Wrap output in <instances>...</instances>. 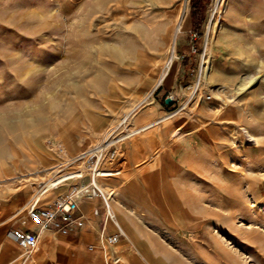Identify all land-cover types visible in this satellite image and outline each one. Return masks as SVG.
I'll return each instance as SVG.
<instances>
[{
	"label": "rangeland",
	"instance_id": "obj_1",
	"mask_svg": "<svg viewBox=\"0 0 264 264\" xmlns=\"http://www.w3.org/2000/svg\"><path fill=\"white\" fill-rule=\"evenodd\" d=\"M204 1L196 30L191 0H0V201L26 195V226L31 207L87 182L70 180L85 172L80 158L139 107L124 168L130 143L133 154L152 150L137 170H157L172 220L152 219L151 229H165L166 244L193 264H264V0H225L219 11L222 0ZM172 46L185 59H173L157 89ZM193 108L198 124L185 115ZM245 127L257 137L247 142Z\"/></svg>",
	"mask_w": 264,
	"mask_h": 264
},
{
	"label": "crops",
	"instance_id": "obj_2",
	"mask_svg": "<svg viewBox=\"0 0 264 264\" xmlns=\"http://www.w3.org/2000/svg\"><path fill=\"white\" fill-rule=\"evenodd\" d=\"M189 24L187 23L186 28ZM175 67L172 84L178 68L177 63ZM159 111L155 107L153 112L141 116L136 123L145 124L148 118L154 117ZM58 148V157L64 158L63 163H67L68 156L64 147L59 145ZM132 149L133 145L130 143V167L124 168L126 162L122 169L125 171L122 175L129 178L126 180L115 176L100 182L114 193L111 206L117 223L126 235L125 239L112 247H105L101 243L99 233L103 226L104 213L99 200L80 203L79 210L85 217V225L68 235L39 231L34 225L26 226L23 221L28 219L26 211L29 198L23 195L11 201H0V264H193L184 260L179 251L166 244L164 233H161L165 229L159 232L151 229L152 219L157 220L162 228L172 220L163 212L157 170H147L144 174L137 170L139 163L151 156L152 150L147 156L139 152L133 154ZM45 159L41 157V160ZM95 210H98L96 216L93 215ZM106 228L108 234L114 232L111 224L108 223ZM9 231L37 233V251L27 257L7 236Z\"/></svg>",
	"mask_w": 264,
	"mask_h": 264
},
{
	"label": "built area",
	"instance_id": "obj_3",
	"mask_svg": "<svg viewBox=\"0 0 264 264\" xmlns=\"http://www.w3.org/2000/svg\"><path fill=\"white\" fill-rule=\"evenodd\" d=\"M197 37L196 33L191 34V39ZM195 52V48H192L191 54L194 55ZM174 54L173 57H176V61L185 59L182 55L174 56ZM173 57L165 63L158 81L157 89L162 86V82L168 76L173 64ZM205 67L206 50L201 56L198 67L197 74L199 81L202 80L201 78L204 74ZM168 98L174 101L173 97L169 96ZM138 109L139 107H134L128 113L124 114L108 137L84 158L85 175L71 180L76 181L86 178V183L76 182L62 198L49 207L35 208L34 205L30 208L29 215L31 222L39 231H53L61 235H68L74 230L82 229L85 225V217L79 210L80 203L82 201L99 200L104 213V222L99 233L101 243L105 247H112L126 238L123 229L115 220V214L111 206L110 191L100 183L99 179L101 178V173L106 171L120 172L126 164V146L131 135L130 121L132 117L135 116ZM93 215H98V210L93 211ZM108 223L113 227L114 232L112 234H108L107 232L106 226ZM7 236L14 241L28 257L34 254L38 249L39 237L35 232L20 233L9 231Z\"/></svg>",
	"mask_w": 264,
	"mask_h": 264
},
{
	"label": "bare ground",
	"instance_id": "obj_4",
	"mask_svg": "<svg viewBox=\"0 0 264 264\" xmlns=\"http://www.w3.org/2000/svg\"><path fill=\"white\" fill-rule=\"evenodd\" d=\"M217 2H218V0H217ZM225 3H226V1L225 0H222V3L218 6V11H219V9L223 6V5H225ZM184 10L185 9H183V11H182V15H180L179 17H178V19H177V23H176V25H177V28H176V32H175V35H174V39L177 37V35H178V33H180V31H181V27H182V21H183V17H184ZM214 29V28H213ZM174 49H173V46H172V54H171V56L173 57V54H174ZM174 56H176V54H174ZM175 58V60H176V57H173L172 58V61H173V59ZM212 71V70H211ZM173 73V72H172ZM211 75V74H210ZM212 77V76H211ZM213 79V78H212ZM238 92H240V91H238ZM234 97V96H233ZM230 102V101H229ZM229 102H226V101H224V107H225V105L226 104H228ZM227 106V105H226ZM223 106H221V108H222V110L221 111H223V112H221V114H220V117H222V118H225V117H227V118H229L233 113H234V109L232 108V107H229V106H227V107H225L224 108ZM198 109V108H197ZM194 111H195V108H193V109H190L189 111H185V115H186V118H187V120L188 121H191V123L192 122H195V123H197L198 124V122H200V121H202V117H201V115L200 116H194L193 115V113H194ZM250 114V113H249ZM193 115V116H192ZM195 117V118H194ZM187 125V122L186 123H184L182 126H178V127H176L177 128V131H176V133H178V132H182V130H183V128L185 127ZM201 125V124H200ZM201 128V127H200ZM179 133V134H180ZM207 133L211 136V137H215L216 135H217V129H216V126H214V125H211L210 126V128L209 129H207ZM230 133V132H229ZM241 137H245L246 139H247V142H249V140L248 139H251V138H253V137H257L256 136V134H254L253 132H252V130L250 129V128H247V127H245L244 129H242V133H241V135H240ZM246 143V142H245ZM257 144V143H256ZM243 146V145H242ZM247 146V145H246ZM94 149V148H93ZM93 149H91V150H93ZM90 150V151H91ZM63 154V153H62ZM86 153H83V154H81V155H85ZM65 157H66V155H65ZM85 157H82V158H80V159H84ZM66 161H71V160H69V158L67 157V159H66ZM120 172H113V171H106V172H103V173H101V178L99 179V181L101 182L102 180H104V179H107V178H109V177H111V176H117V175H120L119 174ZM122 173V172H121ZM84 175V172H82L80 175H75L73 178H80V177H82ZM108 191H110L111 189H108V188H106ZM112 194H114V193H112L111 191H110V197L112 198ZM135 212V211H134ZM142 216H144V214L142 213ZM115 220H116V218H115ZM117 222V221H116ZM119 225V224H118ZM28 257V256H27Z\"/></svg>",
	"mask_w": 264,
	"mask_h": 264
},
{
	"label": "trees",
	"instance_id": "obj_5",
	"mask_svg": "<svg viewBox=\"0 0 264 264\" xmlns=\"http://www.w3.org/2000/svg\"><path fill=\"white\" fill-rule=\"evenodd\" d=\"M191 18L193 26L198 30L199 26L203 22V11L205 7L204 0H191Z\"/></svg>",
	"mask_w": 264,
	"mask_h": 264
},
{
	"label": "water",
	"instance_id": "obj_6",
	"mask_svg": "<svg viewBox=\"0 0 264 264\" xmlns=\"http://www.w3.org/2000/svg\"><path fill=\"white\" fill-rule=\"evenodd\" d=\"M170 103H171V100H170V99H166V100H165V104H166V105H169Z\"/></svg>",
	"mask_w": 264,
	"mask_h": 264
}]
</instances>
